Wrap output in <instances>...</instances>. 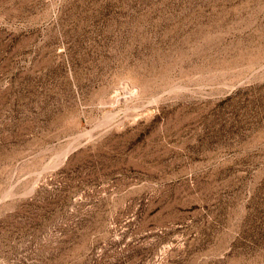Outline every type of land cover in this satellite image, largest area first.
<instances>
[{
	"label": "rangeland",
	"instance_id": "obj_1",
	"mask_svg": "<svg viewBox=\"0 0 264 264\" xmlns=\"http://www.w3.org/2000/svg\"><path fill=\"white\" fill-rule=\"evenodd\" d=\"M0 264H264V0H0Z\"/></svg>",
	"mask_w": 264,
	"mask_h": 264
}]
</instances>
